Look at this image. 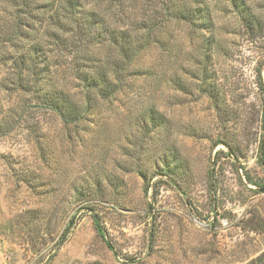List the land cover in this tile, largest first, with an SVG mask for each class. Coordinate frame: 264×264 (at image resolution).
I'll return each instance as SVG.
<instances>
[{"label":"rangeland","instance_id":"obj_1","mask_svg":"<svg viewBox=\"0 0 264 264\" xmlns=\"http://www.w3.org/2000/svg\"><path fill=\"white\" fill-rule=\"evenodd\" d=\"M189 2L83 119L0 87V264H264V0Z\"/></svg>","mask_w":264,"mask_h":264},{"label":"trees","instance_id":"obj_2","mask_svg":"<svg viewBox=\"0 0 264 264\" xmlns=\"http://www.w3.org/2000/svg\"><path fill=\"white\" fill-rule=\"evenodd\" d=\"M1 1L5 8L0 9V79L7 73L11 76L6 83L0 80V87L23 86L26 72L38 83L45 78L51 81L57 74L63 84L54 83L50 90L46 85L42 100L66 122L83 119L90 111L89 103L109 100L127 89L133 82L128 78L133 61L158 44L155 35L169 21H193L203 15L189 0ZM161 8L164 20L158 15ZM113 11L117 18L110 20L107 15ZM57 52L73 58L71 67L59 70ZM73 81L78 82L87 103L82 110L70 99L68 86ZM259 148L263 159L264 135ZM96 225L102 231L98 220ZM68 230L69 225L63 240Z\"/></svg>","mask_w":264,"mask_h":264}]
</instances>
